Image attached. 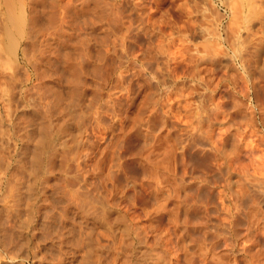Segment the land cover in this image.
Masks as SVG:
<instances>
[{"label":"rangeland","instance_id":"374dc122","mask_svg":"<svg viewBox=\"0 0 264 264\" xmlns=\"http://www.w3.org/2000/svg\"><path fill=\"white\" fill-rule=\"evenodd\" d=\"M6 4L0 264H264V1Z\"/></svg>","mask_w":264,"mask_h":264},{"label":"bare ground","instance_id":"6f19581e","mask_svg":"<svg viewBox=\"0 0 264 264\" xmlns=\"http://www.w3.org/2000/svg\"><path fill=\"white\" fill-rule=\"evenodd\" d=\"M3 1H4L5 3L7 2V4H6V5L8 6V7H6V10H8V11H7L8 13L6 12V13L8 14L7 21L9 20L8 23H10V25H11L10 27L13 29V31H12V29L10 30V29L8 28L9 25H8V27H7V25H6V28H8V31H6L7 29L4 31V32H7V35H8V37L10 38V39H8V41H9L8 44L11 45V43H12V42L14 43V41L16 40V38H14V34L17 33L18 36H19V32H20L21 30H23V29H20V28H21L20 26L22 25V19L24 20L25 17H24V18L21 17V15H23V14H21V13L19 14V11H18V14L15 13V9H13V8H14V4H12V0H7V1H6V0H3ZM22 1H23V0H22ZM30 1H31V0H30ZM251 1H252V0H251ZM253 1H255V0H253ZM262 1H264V0H262ZM13 2H14V0H13ZM247 2H248V0H247ZM3 4H4V3H3ZM3 4H2V5H3ZM256 4H257V3H256ZM19 5H20V4H19ZM249 5H250V4L248 3V6H249ZM258 5H259V4H258ZM21 6H22V5H21ZM28 6H29V5H28ZM261 6H262V5H261ZM7 8H8V9H7ZM247 8H248V7H247ZM237 9H238V8H237ZM250 9H251V8H250ZM252 9H253V8H252ZM254 9H255V8H254ZM254 9H253V10H254ZM13 10H14V11H13ZM17 10H18V9H17ZM238 10H239V9H238ZM240 11H241V10H240ZM251 12H252V10H251ZM251 12H250V13H251ZM254 12H255V11H254ZM0 14H1V12H0ZM7 14H6V15H7ZM251 14H252V13H251ZM253 14H254V13H253ZM1 16H2V15H1ZM29 16H30V15H29ZM261 16H262V15H261ZM130 17H131V16H130ZM29 18H30V17H29ZM33 18H34V17H33ZM2 19H3V17H2ZM246 19H247V18H245V21H246ZM24 22H25V21H23V23H24ZM32 23H33V22H32ZM23 25H24V24H23ZM2 27H3V26H2ZM260 28H261V27H260ZM9 30H10V31H9ZM256 31H257V30H256ZM22 34H23V33H22ZM7 35H6V36H7ZM20 35H21V32H20ZM21 36H22V35H21ZM1 37H2V36H1ZM1 37H0V39H1ZM20 38H21V37H20ZM6 39H7V37H6ZM13 39H15V40H13ZM21 39H22V38H21ZM157 39H159V38H157ZM261 39H262V38H261ZM261 39H260V41H261ZM258 40H259V39H258ZM10 41H12V42L10 43ZM260 41H259V42H260ZM2 42H3V41H2ZM16 42H17V41H16ZM216 43H217V42H216ZM16 44H17V43H16ZM11 46H12V45H11ZM16 46H17V45H16ZM259 46H260V45H259ZM9 47H10V46H9ZM7 48H8V47H7ZM13 48H14V47H13ZM259 48H260V47H259ZM261 48H262V47H261ZM261 48H260V49H261ZM14 49H15V48H14ZM154 49H156V48H154ZM257 49H258V48H257ZM260 49H259V50H260ZM259 50H257V51L259 52ZM257 51H256V52H257ZM158 52H159V51H158ZM253 52H255V51H253ZM2 53H3V52H2ZM1 55H3V54H1ZM1 55H0V56H1ZM3 56H4V55H3ZM188 56H189V54H188ZM190 56H191V55H190ZM190 56H189V57H190ZM196 56H197V54H196ZM232 56H233V55H232ZM1 58H2V57H1ZM106 58H107V57H106ZM106 58H105V59H106ZM118 58H119V57H118ZM175 58H176V57H175ZM175 58H174V60H175ZM190 58H191V57H190ZM194 58H195V56H194ZM107 59H108V58H107ZM247 59H249V58H247ZM2 60H3V59H2ZM108 60H109V59H108ZM115 60H116V59H115ZM211 60H212V59H211ZM113 61H114V60H113ZM259 61H260V60H259ZM5 63H6V62H4V64H5ZM1 64H2V63H1ZM6 64H7V63H6ZM80 64H81V63H80ZM110 64H111V63H110ZM262 64H264V63H262ZM113 65H114V64H113ZM192 66H193V65H192ZM257 67H258V66H257ZM199 68H200V67H199ZM202 68H203V67H202ZM258 69H259V68H258ZM183 70H184V69H183ZM261 70H262V69H261ZM188 71H189V70H188ZM259 71H260V70H259ZM262 71H264V70H262ZM262 71H261V72H262ZM189 73H190V72H189ZM120 74H121V73H120ZM187 74H188V73H187ZM258 75H259V74H258ZM120 76H122V74H121ZM192 76H193V75H192ZM121 78H122V77H121ZM194 78H195V77H194ZM120 80H121V79H120ZM198 81H199V80H198ZM69 82H70V81H69ZM69 82H68V83H69ZM116 82H117V81H116ZM78 88H79V87H78ZM67 89H68V88H67ZM77 90H78V89H77ZM151 90H152V89H151ZM73 91H74V90H73ZM156 91H157V90H156ZM83 93H84V92H83ZM45 96H46V95H45ZM58 96H59V95H58ZM61 97H62V96H61ZM56 98H57V97H56ZM60 99H61V98H60ZM55 101H56V100H55ZM76 101H77V100H76ZM59 102H60V101H59ZM61 102H62V101H61ZM107 103H108V102H107ZM52 104H53V103H52ZM72 104H73V103H72ZM72 104H71V105H72ZM55 105H56V104H55ZM58 105H59V104H58ZM77 105H78V104H77ZM104 105H105V104H104ZM49 106H50V105H49ZM62 106H63V105H62ZM63 108H64V107H63ZM65 108H66V107H65ZM69 110H70V109H69ZM100 113H101V112H100ZM61 117H62V116H61ZM67 118H68V117H67ZM67 118H66V119H67ZM66 119H65V120H66ZM68 121H69V120H68ZM95 122H96V121H95ZM80 124H81V123H80ZM60 125H61V124H60ZM58 126H59V125H58ZM62 127H63V126H62ZM39 132H40V130H39ZM50 132H51V131H50ZM30 133H31V132H30ZM54 133H55V132H54ZM62 134H63V133H62ZM70 135H71V134H70ZM60 137H61V136H60ZM75 139H77V138H75ZM35 141H36V140H35ZM54 141H55V140H54ZM60 141H61V140H60ZM50 142H51V141H49V143H50ZM76 142H77V141H76ZM28 143H29V142H28ZM44 143H45V142H44ZM47 143H48V142H47ZM114 143H115V142H114ZM37 144H38V143H37ZM39 144H40V143H39ZM58 144H59V143H58ZM35 146H36V145H35ZM38 146H39V145H38ZM44 147H45V146H44ZM146 147H147V146H146ZM45 148H46V147H45ZM55 148H56V147H55ZM147 148H148V147H147ZM160 148H161V147H160ZM155 149H156V148H155ZM164 150H165V148H164ZM166 150H167V149H166ZM36 151H37V150H36ZM33 152H35V151L33 150ZM157 152H158V151H157ZM46 153H47V152H46ZM150 153H151V152H150ZM154 153H155V152H154ZM169 153H170V152H169ZM32 154H33V153H32ZM77 154H78V153H77ZM56 156H57V155H56ZM146 156H147V155H146ZM163 156H164V155H163ZM50 158H51V157H50ZM37 161H38V160H37ZM39 162H40V161H39ZM27 163H29V162H27ZM51 163H52V162H51ZM51 163H50V164H51ZM100 163H101V162H100ZM149 163H150V162H149ZM39 164H40V163H39ZM158 164H159V163H158ZM153 165H154V164H153ZM39 166H40V165H39ZM45 166H46V165H45ZM29 167H30V166H29ZM31 167H32V166H31ZM30 169H31V168H30ZM32 169H34V167H33ZM45 171H46V170H45ZM40 174H41V173H40ZM32 177H33V176H32ZM44 178H45V177H44ZM68 178H69V177H68ZM33 180H34V179H33ZM42 181H43V180H42ZM46 181H47V180H46ZM33 182H34V181H33ZM0 183H1V182H0ZM34 186H35V185H34ZM12 187H13V186H12ZM42 187H43V186H42ZM28 188H30V187H28ZM10 189H11V188H10ZM10 189H9V190H10ZM82 189H83V188H82ZM11 191H13V190H11ZM14 191H15V189H14ZM24 191H25V190H24ZM100 191H101V190H100ZM22 194H23V193H22ZM65 194H66V193H65ZM10 195H11V194H10ZM32 195H33V194H32ZM43 195H44V194H43ZM71 195H72V194H71ZM116 195H117V194H116ZM66 196H67V195H66ZM5 197H6V196H4V199H5ZM13 197H14V196H13ZM71 197H73V196H71ZM83 197H84V196H83ZM26 198H27V197H26ZM26 198H25V199H26ZM32 198H33V197H32ZM66 198H67V197H66ZM88 198H89V197H88ZM96 198H97V197H96ZM104 198H105V197H104ZM14 199H15V198H14ZM41 199H42V198H41ZM46 199H47V198H46ZM73 199H74V198H73ZM77 199H78V198H77ZM77 199H76V200H77ZM89 199H90V198H89ZM106 199H107V198H106ZM65 201H67V200H65ZM70 201H71V200H70ZM79 201H80V200H79ZM26 202H27V201H26ZM7 203H8V202H7ZM13 203H14V201H13ZM17 203H18V202H17ZM47 203H48V202H47ZM85 203H86V202H85ZM98 203H99V202H98ZM27 204H28V203H27ZM29 204H30V203H29ZM83 204H84V203H83ZM113 204H114V203H113ZM113 204H112V205H113ZM13 205H14V204H13ZM17 205H18V204H17ZM103 205H104V204H103ZM28 206H30V205H28ZM35 207H36V206H35ZM92 207H93V206H92ZM97 207H98V206H97ZM36 209H37V207H36ZM84 209H85V208H84ZM108 209H109V208H108ZM86 210H87V209H86ZM3 211H4V210H3ZM6 211H7V210H6ZM13 211H14V210H13ZM16 211H17V210H16ZM107 211H108V210H107ZM110 211H111V210H110ZM110 211H109V212H110ZM115 211H116V210H115ZM95 213H96V212H95ZM31 214H32V213H31ZM90 214H92V213H90ZM11 215H12V214H11ZM82 215H84V214H82ZM85 215H86V214H85ZM16 216H17V215H16ZM43 217H44V216H43ZM89 217H90V216H89ZM25 218H26V217H25ZM52 219H53V218H52ZM1 220H2V219H1ZM8 220H9V219H8ZM26 220H27V219H26ZM86 220H87V219H86ZM5 221H6V220H5ZM15 221H16V220H15ZM20 221H21V220H20ZM29 221H30V220H29ZM104 221H105V220H104ZM30 222H31V221H30ZM30 222H29V223H30ZM24 224H25V223H24ZM93 224H94V223H93ZM13 225H14V224H13ZM22 226H23V225H22ZM43 226H44V225H43ZM46 227H47V226H46ZM23 228H24V227H23ZM23 228H22V229H23ZM22 229H19V228L17 229L18 232H19V234H21V231L23 232V231L25 230V229H24V230H22ZM26 229H27V228H26ZM45 229H46V228H45ZM62 229H63V228H62ZM101 229H102V228H101ZM91 230H92V229H91ZM55 231H56V230H55ZM90 232H91V231H90ZM92 232H93V231H92ZM92 232H91V234H92ZM97 233H98V232H97ZM108 233H109V231H108ZM25 234H26V233H25ZM25 234H24V235H25ZM60 234H61V233H60ZM121 234H122V233H121ZM24 235H22V236H24ZM85 235H86V233H85ZM85 235H83V237H84ZM80 236H81V234H80ZM87 236H89V235H87ZM95 236H96V235H95ZM104 236H105V235H104ZM108 236H109V234H108ZM19 237H20V236H19ZM26 237H27V236H26ZM83 237H82V238H83ZM97 237H98V236H97ZM105 237H107V236H105ZM48 238H49V237H48ZM108 239H109V238H108ZM13 240H14V239H13ZM23 240H24V238H23ZM52 240H53V239H52ZM24 241H25V240H24ZM28 241H29V240H28ZM18 242H19V241H18ZM20 242H21V241H20ZM42 242H43V241H42ZM99 242H100V241H99ZM119 242H121V241H119ZM21 243H24V242L22 241ZM21 243H20V245L22 246L23 244H21ZM26 243H27V241H25V244H26ZM15 247H16V246H15ZM25 247H26V246H25ZM22 248H23V247H22ZM102 248H103V247H102ZM102 248H101V249H102ZM28 249H29V248H28ZM5 250H6V249H5ZM20 250H21V249H20ZM32 251H33V250H32ZM82 251H83V250H82ZM10 252H11V251H10ZM103 253H104V252H103ZM10 254H11V253H10ZM25 254H26V253H25ZM114 254H115V253H114ZM100 256H102V255H100ZM97 257H98V256H97ZM130 257H131V256H130ZM0 258H1V257H0ZM11 258H12V257H11ZM23 258H24V257H23ZM100 258H101V257H100ZM100 258H99V259H100ZM103 258H104V257H103ZM97 259H98V258H97ZM14 260H15V258H14ZM102 260H103V259H102ZM102 260H101V261H102ZM123 260H125V259H123ZM124 262H125V261H124ZM95 263H97V262H95ZM20 264H21V263H20ZM125 264H126V263H125ZM154 264H155V263H154Z\"/></svg>","mask_w":264,"mask_h":264}]
</instances>
